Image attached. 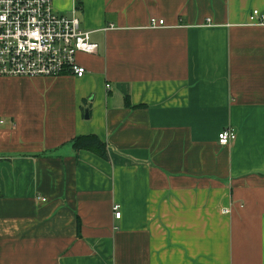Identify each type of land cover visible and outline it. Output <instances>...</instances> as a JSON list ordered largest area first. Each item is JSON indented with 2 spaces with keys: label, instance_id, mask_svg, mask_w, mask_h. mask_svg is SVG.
Here are the masks:
<instances>
[{
  "label": "crops",
  "instance_id": "1",
  "mask_svg": "<svg viewBox=\"0 0 264 264\" xmlns=\"http://www.w3.org/2000/svg\"><path fill=\"white\" fill-rule=\"evenodd\" d=\"M74 3L85 74L0 78V264H264V0Z\"/></svg>",
  "mask_w": 264,
  "mask_h": 264
},
{
  "label": "built area",
  "instance_id": "2",
  "mask_svg": "<svg viewBox=\"0 0 264 264\" xmlns=\"http://www.w3.org/2000/svg\"><path fill=\"white\" fill-rule=\"evenodd\" d=\"M73 5V14L62 16L55 12L53 0H0V78L82 77L86 70L76 57L93 55L99 48L74 16ZM249 15V26H264V13L253 9ZM162 27L163 20H150L149 28ZM235 139V132L227 128L218 135V144L226 147ZM112 207L119 219L120 207Z\"/></svg>",
  "mask_w": 264,
  "mask_h": 264
},
{
  "label": "trees",
  "instance_id": "3",
  "mask_svg": "<svg viewBox=\"0 0 264 264\" xmlns=\"http://www.w3.org/2000/svg\"><path fill=\"white\" fill-rule=\"evenodd\" d=\"M72 148L77 153L81 150L89 151L93 154H97L100 158L107 160L108 151L106 146L96 135H81L76 137L72 141ZM80 223L77 226V234L79 235Z\"/></svg>",
  "mask_w": 264,
  "mask_h": 264
}]
</instances>
